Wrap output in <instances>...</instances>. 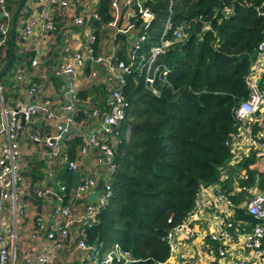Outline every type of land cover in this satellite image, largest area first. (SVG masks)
Returning a JSON list of instances; mask_svg holds the SVG:
<instances>
[{"label":"trees","instance_id":"1","mask_svg":"<svg viewBox=\"0 0 264 264\" xmlns=\"http://www.w3.org/2000/svg\"><path fill=\"white\" fill-rule=\"evenodd\" d=\"M17 2L6 0L10 15ZM108 2L97 0L99 20L86 23L95 36L94 55L110 52L103 48L106 33L102 26L109 20ZM145 6L153 13L147 26L143 27L139 19L130 20L137 34L143 36L135 53L147 54L158 43L168 19L171 27L163 36L168 44L155 62L164 66V74L154 77L153 92L135 64L129 73H124L120 91L128 108L113 148L115 169L109 176L110 195L95 222L82 225L77 236L95 248L96 264H103L102 255L113 244L126 252L127 260L113 259L110 264L164 261L168 254L167 230L192 211L199 187L217 182L219 169L229 160L225 142L234 131L232 114L246 97L244 76L264 30V0H149ZM178 28L183 33L180 37L172 34ZM17 37L15 31L11 62L4 72L10 76L23 57H32L30 51L19 52ZM128 38V34H114L113 63L136 62L130 57ZM7 56L8 43L0 48V67ZM98 83L87 86L88 90H76L78 99H84L90 91L106 96L104 86ZM15 86L12 82L4 90L0 82L4 103L7 97L11 102L18 96ZM80 142L78 137L63 140L60 163L55 168H46L44 160L39 159L20 172L29 178L24 196L26 202L36 206V212H40L38 208L45 200L32 190L40 187L37 182L49 170L57 185L65 188L62 204L68 202L79 176L66 169L63 161L76 158ZM251 161L245 158L239 163L248 174L243 180L246 186L251 183ZM235 213L253 222L244 209L236 208ZM33 219L32 215V225Z\"/></svg>","mask_w":264,"mask_h":264},{"label":"built area","instance_id":"2","mask_svg":"<svg viewBox=\"0 0 264 264\" xmlns=\"http://www.w3.org/2000/svg\"><path fill=\"white\" fill-rule=\"evenodd\" d=\"M149 0H109V20L102 26L117 33L128 34L131 51L130 57L136 62H112V49L109 53L93 54L95 36L93 29L86 24L88 20H99L97 0H24L16 20L17 46L21 53L32 52L29 66L39 64L38 56L46 54L56 42L57 33L69 34L75 44L65 45L63 52L53 65L52 73L65 74L69 79L60 91L62 103L44 96L37 101H27L20 97L14 98L10 105L4 103L0 93V203H7L12 212L13 225L16 219L27 212L26 199H20L19 185L22 176L17 166L20 154L18 134L26 129L35 119L53 123V130L43 136L28 132L27 139L39 144V153L47 168L52 165L50 156L63 152V140L70 137L80 138V146L76 158L64 160L66 169L79 175L78 183L70 190L68 202L62 204L61 197L65 188L57 185L55 189L40 186L34 187L36 197L45 200L57 199L50 208L52 222L48 224L45 214L33 212L32 230L28 235L30 240L41 242L40 252L25 251L19 254L21 264H47L51 255L63 249L70 239V225L79 220L82 225L90 226L95 217L105 205L110 195L109 176L115 169L113 148L118 142L119 126L126 118L128 102L120 91L124 83V73L130 72L135 64L139 73L143 72L144 80L151 87L154 77L164 74V66L156 62V57L162 53L168 44L163 39L165 31L171 27L167 19L158 38L147 54L136 55L135 50L143 40L142 35L135 31L133 21L139 19L143 27L152 19V11L145 6ZM11 15L6 9V0H0V48L8 43ZM133 19V21H130ZM58 26V27H57ZM75 27L76 30L71 29ZM176 37L183 35L180 28L173 30ZM31 37V38H30ZM30 40L28 41V39ZM100 66L105 77L99 76V71L93 69ZM89 67L88 72L83 69ZM87 67V68H88ZM25 66L19 63L14 66L11 79L19 85L28 96L36 89L30 79H25ZM82 79L86 86L97 84L104 79V90L107 95L100 106L92 105L88 98L79 100L76 95V81ZM246 97L238 104L232 114L234 131L227 138L225 145L230 155L231 145L239 143L247 149L264 155V30L262 38L256 47L254 58L250 62L244 76ZM152 91L154 89L151 87ZM57 106V107H56ZM90 150L94 151L92 163L95 166L105 165L102 177V187L95 197L85 201L95 188V181L83 174L86 158ZM60 153V154H61ZM223 167L219 169L222 171ZM48 175L52 172L49 170ZM241 180L248 178L244 172ZM216 183V182H215ZM212 183V184H215ZM209 184V185H212ZM206 185V186H209ZM204 186H200L199 189ZM244 187V186H243ZM245 188V187H244ZM198 189V190H199ZM222 209L220 224L213 231L196 228L192 218L200 212L201 205L198 191L194 199L192 211L176 226L168 229L165 241L168 254L164 261L158 264H264V184L258 191L252 192L245 200L243 207L253 220L247 222L238 218L236 205L224 190L218 189L214 195ZM79 201V203H75ZM85 203V213L80 204ZM44 207V205H42ZM0 218V264H12L15 253L16 233L14 228L1 227ZM80 234V233H79ZM78 234V235H79ZM77 235V236H78ZM195 239L201 244L202 255L198 258L188 252V246ZM236 241L243 254L235 255L231 251L232 242ZM75 246L80 254L79 264H96V250L81 238H75ZM127 260V254L113 244L103 255L100 263L110 264L112 260Z\"/></svg>","mask_w":264,"mask_h":264},{"label":"crops","instance_id":"3","mask_svg":"<svg viewBox=\"0 0 264 264\" xmlns=\"http://www.w3.org/2000/svg\"><path fill=\"white\" fill-rule=\"evenodd\" d=\"M105 33L106 42L104 43L103 48L105 51H109L114 44V36L112 35L111 30L108 28L105 29ZM57 36L58 41L55 42L56 46L53 45L46 54H43L40 57L38 56L39 64L37 66H29V59H27V57H23V61H21V63H23L25 66L24 78L30 79L31 83L35 85L36 89L30 96H28V93L25 90H22L19 85L14 84V82L12 81L13 84L16 85L15 87H18L17 97H20L27 101H37L44 96H48L56 102L57 106L62 103V99L59 97L60 91L62 90L64 83L69 79V76L65 74L55 75L52 73V69L54 63L58 59L59 53L63 52L62 49L65 47V45L68 44V42L70 45H74L75 42L74 40L70 39L69 34H61L60 32H58ZM30 38L28 39V41L30 40ZM93 69L99 71V76L103 77L104 79H108L109 83L112 81V79L105 77V72L103 73L102 67L94 65ZM63 75H65L66 78H63ZM103 81L99 80L98 84L102 86L104 84ZM76 83V89L78 91H84L88 88L83 83L82 79H78ZM89 93L90 94L85 95L84 98H88L92 105L100 106L102 100L105 98V95H98L91 91ZM9 99L10 97H7L5 99L7 105H10L12 102V100L10 102ZM52 130L53 123H50L48 121L45 122L42 119H35L26 129L18 134L17 140L20 146V154L19 158L17 159V166L21 173H23L25 169L27 170V168L29 167L28 165L32 163L33 160L38 161L41 158L39 151L42 147L39 144L30 142L27 139V133L33 132L41 137L45 134L50 133ZM0 139L2 140V137H0ZM93 154L94 151L90 150L86 158V165L84 166L85 168L82 172L85 176L91 177L97 184V181L99 179H102L105 171L101 168L102 165H93L91 160ZM245 158L252 159L251 163L248 165V169L253 172L251 175V183L247 186L244 185L243 180L239 178L240 174L244 172L247 174L245 169L239 165V163ZM51 162L52 166L50 167L55 168L58 166L54 164L53 159H51ZM44 163L46 164V162ZM76 175V177L79 176L78 174ZM262 176H264V155L256 151L249 150L247 149V147L239 143H233L231 145L229 160L223 167L222 171H220L218 181L215 184L201 187L198 190V199L200 200L201 209L200 212L192 218V222L196 224V228L201 227L202 230L208 231H213L218 228L222 215V209H220V205L214 198V195L218 191V189L222 188L224 190V192L236 205V208L244 209L243 204L246 198L252 192L260 190L262 185L264 184V182H261ZM49 178L52 179L50 180ZM77 180L78 178L76 179V181ZM56 182V178L54 179L53 174L48 175V173L46 172L45 177L43 176L36 185L55 189L57 186ZM28 184V176L23 175L22 182L19 185L20 192H22V190L23 192L26 191L29 186ZM97 193L98 192H95L93 189V191L86 197L87 199L85 201L93 199ZM23 198H25V196L21 195L20 199L23 200ZM56 201L57 199L55 198H47L45 199L44 207L40 206L38 208L39 211L45 212L44 218L48 224H51L52 222L51 215L49 213L50 208L52 207V205L57 203ZM29 202H26L29 206L27 212L16 219L15 225L12 224V212L9 205H7V203L5 202L0 203V218L3 222L1 227H9L11 230L14 228V231L17 235L14 247L15 257L12 264H21L19 260V254H21L22 252L33 251L37 253L41 250L40 241H33L28 238V235L32 230L31 217L33 215V212H36L37 210L36 206L33 205L32 202ZM83 203L84 202L79 205L81 211ZM74 222H77L78 224H76L74 229L71 228L72 224L70 225V239L67 245L63 249L57 251L55 254L51 255L48 259L47 264H79L80 254L75 246V238L80 233L79 230H81L82 224L79 220H76ZM237 244L238 243L236 241L232 242L231 251L235 253V255L243 254ZM200 249V241L198 239H195L192 243H190V246H188L187 250L194 256V258L197 257L196 253H198L199 258V256L202 255Z\"/></svg>","mask_w":264,"mask_h":264},{"label":"water","instance_id":"4","mask_svg":"<svg viewBox=\"0 0 264 264\" xmlns=\"http://www.w3.org/2000/svg\"><path fill=\"white\" fill-rule=\"evenodd\" d=\"M24 0H18L17 5L15 7V9L13 10V13L11 15V19H10V28H9V39H8V56L6 58V60L3 62V64L0 67V76L2 74H4V72L6 71L8 65L11 62V58H12V54H13V49H14V35H15V31H16V20L19 14V10L23 4ZM61 147L59 148V154L61 153ZM96 186V185H95ZM102 187V185H101ZM101 187H95L94 191L95 192H99Z\"/></svg>","mask_w":264,"mask_h":264},{"label":"rangeland","instance_id":"5","mask_svg":"<svg viewBox=\"0 0 264 264\" xmlns=\"http://www.w3.org/2000/svg\"><path fill=\"white\" fill-rule=\"evenodd\" d=\"M11 76H10V74L9 73H7V74H2L1 75V80H0V82H1V86H2V89H6L7 88V86L9 85V84H11L12 83V79L10 78ZM63 78H66V76L65 75H63ZM5 96V95H4ZM50 158H52L53 159V162H54V164L55 165H59V163H60V159H61V154H59V153H56L55 155H53V156H50ZM36 161V160H35ZM42 163V162H41ZM45 164V163H44ZM101 168L102 169H105V165H102L101 166ZM50 180L52 179V178H49ZM101 185H102V179H99L98 181H97V184H96V186L95 187H101ZM85 203L86 202H84L83 203V206H82V213H85ZM76 224H78L77 222H73L72 223V225H71V228L72 229H74V227L76 226ZM80 224V223H79ZM82 224V223H81Z\"/></svg>","mask_w":264,"mask_h":264}]
</instances>
